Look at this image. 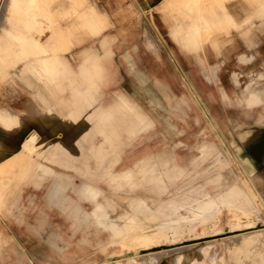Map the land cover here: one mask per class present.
I'll use <instances>...</instances> for the list:
<instances>
[{
    "label": "crops",
    "instance_id": "crops-1",
    "mask_svg": "<svg viewBox=\"0 0 264 264\" xmlns=\"http://www.w3.org/2000/svg\"><path fill=\"white\" fill-rule=\"evenodd\" d=\"M81 2V16H66ZM203 5L198 0L59 2L65 16L56 32L40 38L28 33L27 49L13 41L12 68L7 71L9 59L0 58V154L8 165L23 161L21 143L34 146L29 154L36 161L33 172L42 174L43 157L55 172L71 173L73 178L48 173L55 183L52 191L72 185L94 200L93 211L107 214L106 201L113 197L104 184H113L115 191L124 186L130 195L139 189L143 195L136 196L137 206L153 210L148 201L156 200L161 222L173 215L163 206L164 195L180 181H196L198 174L207 183L210 174L201 172L223 164L213 179L222 177L223 189L206 191L199 201L212 199L221 203V210L223 206L218 231H223V264H264V86L247 84L238 90L232 74L243 70L233 69L250 66L242 65L238 52L252 45L238 37L242 47L225 58L223 27L215 24L208 37L200 33L198 21L207 22L205 16L197 17ZM235 5L259 6L239 0ZM208 21L212 23V17ZM258 47L256 67H264V37ZM60 142L75 150L68 152L66 162L75 161L78 170L53 159L62 153ZM184 193L168 199L178 208ZM256 230L261 231L257 240L243 241ZM174 242L163 238L150 246ZM195 249L156 252V263L210 264V256L196 257ZM61 253L48 248L32 252L30 259L39 257L37 264H75L69 253Z\"/></svg>",
    "mask_w": 264,
    "mask_h": 264
},
{
    "label": "rangeland",
    "instance_id": "rangeland-1",
    "mask_svg": "<svg viewBox=\"0 0 264 264\" xmlns=\"http://www.w3.org/2000/svg\"><path fill=\"white\" fill-rule=\"evenodd\" d=\"M61 1L66 0H41V6L37 7L32 4V1L0 0V46H2L0 58L12 57L13 40L27 48V34L30 32L37 38L52 34V31L56 32V29L60 27V19L64 15L58 10ZM198 1H204V5L199 9L200 13L197 17L201 15L207 18V22L204 19L198 21L200 33L208 37L215 31V24L218 25V29L223 27L225 58L230 59L234 50L242 47L239 38L252 45V48L240 49L238 52L242 65L250 64L249 67L233 69L243 70L240 74H232L233 80L240 85L238 90L242 92L241 87L247 84L248 88L263 87L264 67H256L255 57L259 50L258 45L264 37V0H239L246 5L258 2L259 6L255 8L236 7V0ZM109 3L112 4V2ZM81 5H84L83 2L79 4L80 7L69 8L66 16L77 14L81 16ZM209 17H212V23H209ZM256 30L261 36L251 39L253 35L258 34ZM11 66L8 62L6 71L11 69ZM3 72L0 70V77H3ZM17 123L16 119L12 121L14 127H17ZM32 130L33 128L26 132L25 136ZM38 140L43 141L40 133ZM24 146L25 142L21 143L20 147H23L26 154L23 161H12L6 165L7 163L4 162L6 158L0 154V167L5 168L3 171L0 170V264H37V261H40L39 257H35L32 261L31 253L36 251L37 254H41V251L48 248L60 255H62L61 252L69 253L75 264H94L95 260L108 258L110 259L103 264H120V260L126 256H129V259L125 264H157V256L153 257L156 252L184 247H195L196 257L210 256V264H223V231L218 232L221 230L219 228L221 216L223 220V206L221 210V203L212 199L204 200L199 204L208 192L215 193L223 189V182L219 183L223 181L222 177L218 182L213 180L223 169V164H215L218 166L213 165L211 168H206L205 172H201L202 176L210 174L211 179L207 183L203 181V178L198 179L200 176L198 174L196 181L190 180L187 183L180 181L174 187L175 189L170 190L172 192L164 195L166 199L163 206L167 205V211L172 212L173 215L165 217V221L161 222L156 213V207L159 205V203L156 204V200L148 201L153 210L147 205L137 206L136 196L142 194L138 189L140 187L137 188V193L130 195L124 192V186L115 191L113 184H100L105 187L107 194L113 197L110 202L104 199L107 204V214L103 211H93L94 200L82 195L72 185H67L65 189L54 193L52 190L55 183H50L48 173L53 171L55 175L67 173L70 178L74 175L67 171L55 172V169L46 163L43 157L39 159L45 163L46 168L40 172L44 174L40 175V170L33 172L36 161L29 155L33 153L32 149ZM57 146L62 148V153L57 154L53 159L77 169L75 161L66 162L68 152L73 154L75 150L65 146L63 142L58 143ZM5 171L7 177H4ZM142 186L145 187V185ZM180 191L185 193L182 196L183 199L179 198L178 208H176L168 198L177 195ZM100 197L103 198L102 194ZM205 201L214 202L217 206L215 204L214 209L208 206L211 207L206 214L208 217H205L204 222L198 221V225H195L198 218L195 221L193 219L191 221L190 218L193 217L194 211L198 212L205 205ZM74 206H77L78 210H75ZM215 211L218 212L215 213ZM111 219L115 221V224L111 223ZM211 220L214 222L211 223ZM61 236L69 237L72 242ZM163 238L177 242L166 247L150 246ZM208 241L214 242L212 248ZM134 255H138V260ZM112 256H116V259ZM166 264L170 263L166 262Z\"/></svg>",
    "mask_w": 264,
    "mask_h": 264
},
{
    "label": "bare ground",
    "instance_id": "bare-ground-1",
    "mask_svg": "<svg viewBox=\"0 0 264 264\" xmlns=\"http://www.w3.org/2000/svg\"><path fill=\"white\" fill-rule=\"evenodd\" d=\"M26 2H30V1H32V4H34L35 6H37V7H40L41 5H40V3H41V0H25ZM12 6V5H11ZM31 10H32V8H31ZM53 11V10H52ZM54 11H55V9H54ZM30 16V15H29ZM32 17V16H31ZM33 19V18H32ZM21 20V19H20ZM15 22V21H14ZM11 32H13V31H11ZM23 37V36H22ZM14 39V38H13ZM19 39V38H18ZM17 40V39H16ZM22 40V39H21ZM14 41V40H13ZM14 44V43H13ZM12 44V45H13ZM30 45V44H29ZM23 46V45H22ZM33 46V45H32ZM31 46V47H32ZM36 46V45H35ZM0 47H2V46H0ZM30 47V46H29ZM32 48H34V47H32ZM27 49V48H26ZM30 49V48H29ZM35 49V48H34ZM29 51V50H28ZM39 51H41L40 49H39ZM38 52V51H37ZM30 53V52H29ZM3 56V55H2ZM13 56V55H12ZM11 57V56H10ZM10 57H9V59H10ZM3 58V57H2ZM6 59V58H5ZM4 59V60H5ZM3 60V61H4ZM11 60H13V59H11ZM11 60H8V62H10ZM4 62H6V61H4ZM252 101H250V103H251ZM248 103V102H247ZM34 134V133H33ZM31 135V134H30ZM34 136H36V134L34 135ZM31 137V136H30ZM33 139H34V137H33ZM32 139V140H33ZM27 140H29V144H32V143H30V139H27ZM26 140V141H27ZM34 142H35V140H34ZM28 143H27V145H28ZM26 145V144H25ZM25 147V146H24ZM34 147V146H33ZM33 147H31V149H32V152H33ZM28 148V147H27ZM30 148V147H29ZM44 148V147H43ZM34 149H35V147H34ZM15 154V153H14ZM20 155V154H19ZM18 155V156H19ZM217 164H219V163H217ZM216 166V165H215ZM211 168V167H210ZM241 191V190H240ZM198 204V203H197ZM199 204H200V202H199ZM215 204L216 203H214V202H208V201H205V205L197 212V211H194V215H192L193 217L192 218H190L191 219V221H192V219H193V221H195L197 218V220H196V223H195V225H198V221L200 222H204L205 221V217L207 218L208 217V215H206V214H208V212L207 211H210V209L209 208H213V207H215ZM199 206V205H198ZM202 206V205H201ZM200 206V207H201ZM208 206H211V207H208ZM216 206H217V204H216ZM245 207V206H244ZM250 208V207H249ZM252 208V207H251ZM209 209V210H208ZM214 209V208H213ZM191 210V209H190ZM215 210H217V209H215ZM252 210V209H251ZM218 211H215V213H217ZM246 212H248V211H246ZM214 213V212H213ZM214 213V214H215ZM210 214L213 216V214H212V212H210ZM209 214V215H210ZM214 216H216V215H214ZM209 218H210V216H209ZM208 218V219H209ZM213 218H215V217H213ZM213 218H212V220H213ZM216 219V218H215ZM211 220V223L212 222H214V221H212ZM180 221V220H179ZM217 220H215V222H216ZM251 222H253V220L251 221ZM218 223V222H217ZM138 224H139V222H138ZM182 224L183 223H181V226H182ZM248 224V223H247ZM178 226V225H177ZM176 226V227H177ZM179 226H180V224H179ZM178 226V227H179ZM181 226H180V228H181ZM183 227V226H182ZM175 230V229H174ZM179 230V229H178ZM262 230V229H261ZM263 230H264V228H263ZM142 232V231H141ZM256 232H258L257 230H256ZM259 233H261V231L259 230V232L258 233H256V234H254L253 232H251V233H249V234H245V236H244V241H246V242H250V241H253V240H256V238H258L260 235H259ZM262 233H264V231H262ZM244 235V234H243ZM155 238V237H154ZM260 238H264V236L263 237H260ZM259 238V239H260ZM240 239V238H239ZM239 239H238V241H239ZM263 241V240H262ZM208 243H210L212 246L210 247V248H212L213 247V245H214V242L213 241H208ZM238 244V243H237ZM246 244V243H245ZM209 245V244H208ZM203 246V245H202ZM249 247V246H248ZM208 248V247H207ZM210 248H208V249H210ZM234 248V247H233ZM214 249V248H213ZM171 250V249H170ZM215 250H216V248H215ZM167 251V250H166ZM164 252V251H163ZM168 252V251H167ZM151 253V252H150ZM166 253V252H165ZM147 254V253H146ZM152 254V253H151ZM160 255V254H159ZM135 256V255H134ZM133 256V257H134ZM152 256V255H151ZM169 256V255H168ZM137 259L136 260H138V255H136L135 256ZM148 257V256H147ZM153 257H156V255L154 256L153 255ZM162 257V256H161ZM165 257V256H164ZM179 258V257H178ZM125 259V258H124ZM124 259H122V261L124 260ZM165 259V258H164ZM151 260V259H150ZM149 260V261H150ZM166 260V259H165ZM125 261H126V259H125ZM148 261V260H147ZM178 261H179V259H178ZM124 262V261H123ZM122 262V263H123ZM130 263V262H129ZM150 263V262H149ZM159 263V262H158ZM125 264V263H124ZM160 264V263H159ZM163 264V263H162ZM166 264V263H165Z\"/></svg>",
    "mask_w": 264,
    "mask_h": 264
}]
</instances>
